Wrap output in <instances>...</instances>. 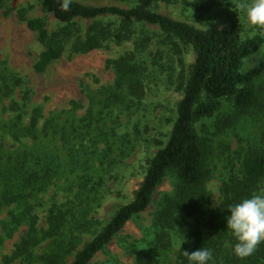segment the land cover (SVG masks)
Here are the masks:
<instances>
[{
	"label": "trees",
	"instance_id": "1",
	"mask_svg": "<svg viewBox=\"0 0 264 264\" xmlns=\"http://www.w3.org/2000/svg\"><path fill=\"white\" fill-rule=\"evenodd\" d=\"M114 1L135 4L121 8L88 6L71 1L69 8L64 10L61 7L63 0H38L45 12L64 25L51 33L47 31L43 20L27 19L23 9L18 12L19 20L24 21L27 28L36 34L37 41L43 47L33 65L36 73H43L52 62L58 60L70 41L74 53L86 54L101 48L105 43L119 45L133 40L132 52L109 62L116 73L114 85L100 88L97 94L89 93L91 104L82 116L75 114L81 108L76 103L73 108L44 124V129H49L51 134L60 138L62 149L71 159L70 163L78 168L86 167L99 143L105 145L107 152L118 148L119 152L116 153H119V159L133 151L136 141L126 133L117 136L114 128L107 127L95 117L92 108L98 106L99 113L115 111L118 115L135 114L144 96L143 79L149 62L156 65L163 57L166 58L164 68L169 72L168 78L170 82L174 78L177 87L182 90L168 140L149 160L145 176L132 201L116 210L106 225L74 254L71 264H89L98 253L107 252V246L128 222L140 224L142 213L151 204L154 206L151 229L147 239L142 241L143 250L134 256L138 264L159 263L162 254L171 247V232L180 230L179 218L184 224L191 221V230L176 252L174 262L169 264H188L182 252L199 248L212 251L210 264H264V243L258 245L256 251L247 258L241 259L233 254L235 241L226 230L225 221L230 205L264 188V63L252 76L242 75L247 62L254 59L264 46V35L242 37V25L239 22H232L226 29L202 30L153 9L158 3L173 4L176 0ZM0 2L3 4L5 0ZM222 2L190 0L184 1V4L193 12L203 14ZM106 18L115 19L116 22L101 21ZM78 20L92 23L83 33L75 23ZM137 25L156 27L165 39L158 43L154 40L156 32H148L144 28L137 32ZM178 43L190 46L194 53V62L186 77L182 72L175 73V61L182 64V50ZM151 44L162 47L152 52ZM1 75L0 93L8 96L11 83L17 84L18 80ZM223 102L230 103L231 112L216 119V134L232 128L241 131L257 119L260 131L253 140H245L246 148L238 168L233 169L222 183L218 203L211 209L206 184L214 169L215 156L210 140L200 136L195 127L198 122L218 113ZM34 112L35 116L29 121V130H33L37 123L39 111ZM70 168V165L59 159L56 152L48 153L42 149L22 152L11 159L7 166L0 161V209L13 203L21 205L25 202V195L39 192L50 178ZM166 178L173 180V190L154 202L156 190ZM81 179L79 195L89 181L86 176ZM68 213L55 207L49 210L48 228L43 238L50 239L51 248L32 259L31 249L40 242L41 236L36 228L33 208L24 203L22 211L13 214L10 224L16 226L26 220L29 229L5 263L10 264L21 258L27 264L35 260L42 264H64L66 257L75 251L79 243L74 233L82 227L77 225L76 228H67L66 225L70 226L66 222ZM67 230L68 234L65 233Z\"/></svg>",
	"mask_w": 264,
	"mask_h": 264
},
{
	"label": "rangeland",
	"instance_id": "2",
	"mask_svg": "<svg viewBox=\"0 0 264 264\" xmlns=\"http://www.w3.org/2000/svg\"><path fill=\"white\" fill-rule=\"evenodd\" d=\"M71 1L88 6L121 8H129L135 4L114 0ZM184 1L190 0H176L173 4L158 3L153 9L173 20L185 22L202 30L226 29L232 22H239L242 25V37L264 35L263 31L253 29L246 21L241 4L247 3L248 0H223L221 5L203 14L193 12ZM21 9L26 11L27 19L43 20L49 33L64 26L51 14L45 12L38 0H5L3 4L0 2V78L1 74H5L18 80L17 84L11 83L8 96L0 93V161L2 165L7 166L11 159L22 152L42 149L48 153L56 152L63 163L71 166L69 171L50 178L39 192L25 195L24 202L33 208L36 228L40 233L39 237L41 236L40 242L31 249L32 259L43 255L51 248L50 239L43 237L48 228L49 210L53 207L69 212L66 222L70 226L66 225L67 228L82 226L74 233L79 238L75 251L64 261V264H71L74 254L106 225L116 210L132 201L135 191L145 176L149 160L168 140L182 90L177 87L174 78L170 82L169 72L164 68L166 58L163 57L156 65L149 62L146 77L143 79L144 96L135 114L118 115L115 111L99 113L98 106L92 108L95 117L107 127L114 128L117 136L126 133L136 141L133 151L127 157L119 159L120 155L116 153L119 152L118 148L113 152H107L105 145L99 143L96 153L89 158L86 167L78 168L74 163H70L71 159L62 149L60 138L51 134L49 129H44V124L52 117L73 108L76 103L81 108L75 114L82 116L91 104L89 93L97 94L100 88L114 85L116 73L112 66H109V62L132 52L133 40L119 45L105 43L101 48L86 54L74 53L70 41L58 60L52 62L43 73H36L33 65L43 47L37 41L36 34L27 28L24 21L19 20L18 12ZM101 21L116 22L115 19L108 18ZM75 23L84 33L92 21L78 20ZM142 28L148 32H156L157 36L154 40L158 43L165 39L156 27L135 26L137 32L142 31ZM178 44L182 50V64L175 61V73L182 72L186 77L194 62V53L190 46ZM156 46L151 44L150 50L156 52L162 47L158 45L156 48ZM149 59L151 60V57ZM262 63H264V46L254 59L247 62L242 75L252 76L262 67L260 66ZM14 103L16 105L12 106ZM35 110L39 111L36 115L37 123L33 130H29V121L35 116ZM230 112V103L223 102L218 113L198 122L195 127L200 136L210 140L215 156L214 169L206 184L210 193L211 209L218 203L222 183L233 169L238 168L246 148L245 140H253L260 131V125L257 124L259 119H257L241 131L232 128L216 134V119ZM84 176L89 181L86 188L80 190L79 195L78 189ZM172 190L173 180L164 179L156 190L154 202ZM24 203L21 205L13 203L0 209V264H6L5 259L12 255L15 246L28 232L29 224L26 220L16 226L10 224L13 214L21 212ZM153 210L154 206L151 204L142 213L139 225L133 221L128 222L117 238L107 246V252L98 253L89 264H138L134 256L138 251L143 250L142 241L147 239V233L151 229ZM178 220L180 230L171 232V247L162 254L158 264L174 262L176 252L191 230V221L184 224L181 218ZM65 233L68 234V230ZM10 264L27 263L18 258ZM32 264L42 263L35 260Z\"/></svg>",
	"mask_w": 264,
	"mask_h": 264
},
{
	"label": "clouds",
	"instance_id": "3",
	"mask_svg": "<svg viewBox=\"0 0 264 264\" xmlns=\"http://www.w3.org/2000/svg\"><path fill=\"white\" fill-rule=\"evenodd\" d=\"M71 0H63L61 7L69 8ZM247 23L258 31H264V0H248L241 4ZM225 217L226 230L235 241L232 251L238 258H247L264 243V188L230 205ZM188 264H210L213 253L210 249L199 248L183 251Z\"/></svg>",
	"mask_w": 264,
	"mask_h": 264
}]
</instances>
